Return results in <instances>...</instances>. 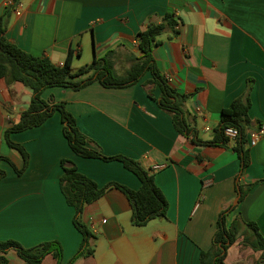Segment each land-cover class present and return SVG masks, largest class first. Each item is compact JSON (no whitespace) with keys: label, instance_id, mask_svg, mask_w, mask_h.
<instances>
[{"label":"crops","instance_id":"0c3cea01","mask_svg":"<svg viewBox=\"0 0 264 264\" xmlns=\"http://www.w3.org/2000/svg\"><path fill=\"white\" fill-rule=\"evenodd\" d=\"M168 12L179 21V35L163 34L153 57L169 83L189 95L185 109L195 120L199 139L214 138L222 110L246 91L250 78V118L257 122L252 132L264 128V0H0L11 43L56 65H63L71 51L75 70L112 49L118 51V62L127 61L131 52L140 55L138 32ZM151 77L148 73L139 83L120 89L94 82L78 91L53 87L42 95L46 101L53 97L65 102L80 131L104 155H125L152 171L169 203L167 218L136 227L124 193L108 189L84 208L81 218L95 236V253L74 264H201L221 212L238 197L241 164L235 140L204 146L179 134L170 114L158 105L160 88L149 86L151 98L143 85ZM18 84L0 80V156L20 169L21 156L4 139L6 128L19 121L31 102L32 91ZM11 137L26 148L30 161L21 176L7 161L0 163L6 171L0 180V241L32 247L57 240L64 250L62 264L70 262L82 235L60 189L62 159L72 161L100 187L110 182L133 190L141 187L119 161L76 155L58 112L41 126ZM248 147L251 163L241 178L247 185L264 178V135L255 146L248 141ZM239 214L256 222L264 236V184L255 185L227 216V224ZM241 240L228 249L225 264H254L259 259L260 252ZM7 258L10 264H29L15 251ZM41 264L57 261L48 255Z\"/></svg>","mask_w":264,"mask_h":264},{"label":"trees","instance_id":"16d2710c","mask_svg":"<svg viewBox=\"0 0 264 264\" xmlns=\"http://www.w3.org/2000/svg\"><path fill=\"white\" fill-rule=\"evenodd\" d=\"M18 1V0H16ZM7 16L0 15V80L8 83H21L32 91V98L28 108L21 114L19 121L10 124L4 132V139L8 146L17 151L23 160V167L18 168L12 160L0 156L1 161H7L21 176L28 168L30 155L26 148L12 140V134L36 128L44 124L56 112L61 116L63 134L71 150L82 158H97L106 162L119 161L132 172L141 182L138 190L116 182H110L100 187L93 179L81 173L76 165L62 159L63 173L60 177V189L67 204L74 209L73 224L82 235L81 245L68 264H74L78 258L92 256L95 253L93 240L95 236L82 222L84 208L99 200L108 189L117 188L124 193L132 207V224L136 227L146 226L150 221L167 218L169 203L163 191L156 183L152 171L143 167L141 162L125 155H104L100 147L77 126L76 118L67 109L65 102H57L53 97L44 100L43 93L53 87L81 90L94 82H99L105 88L120 89L139 83L146 74L151 79L143 85L148 95L154 98L152 88L158 86L161 95L157 99L159 107L170 114L175 129L182 136L189 138L193 144L204 146H224L229 142L224 130L227 127L239 131L235 139L234 151L240 159V172L237 176L236 190L239 204L257 184H264V178L254 184H242L241 178L245 169L251 163V154L248 147V134L252 126L256 125L250 118L252 107V90L254 79L247 82L246 91L232 102L230 107L221 112V119L215 129L214 138L203 141L198 137L195 120L192 121L185 109L189 95L180 93L160 72L153 57V49L161 43L160 37L170 33V38L179 35V21L171 12L159 19H152L145 29L138 32L140 55L127 54L130 66L123 74L118 73V51L109 50L103 57L94 56L93 60L75 70L72 66V52L70 51L63 65L54 64L47 57H39L23 51L6 37ZM261 128V127H260ZM6 176V171L0 166V180ZM230 206L222 211L216 223V230L212 246L208 251L201 253V264H225L228 249L242 239V245L260 252V257L254 264H264V236L254 221H245L237 215L227 224V216L238 206ZM15 251L17 255L29 264H41L48 255H53L57 264H62L63 246L57 240L41 242L32 247H25L16 240L0 241V264H10L7 254Z\"/></svg>","mask_w":264,"mask_h":264},{"label":"built area","instance_id":"2783aa9c","mask_svg":"<svg viewBox=\"0 0 264 264\" xmlns=\"http://www.w3.org/2000/svg\"><path fill=\"white\" fill-rule=\"evenodd\" d=\"M18 9V4H17V8ZM207 130H209V128H207ZM224 134L226 137H228L230 140H235L238 135H239V131L236 128L233 127H227L224 130ZM264 135V128L261 127L259 128L256 132H252L250 134V139H249V144L251 146H255L256 143L258 142V140ZM164 166H157V168H163Z\"/></svg>","mask_w":264,"mask_h":264},{"label":"rangeland","instance_id":"374dc122","mask_svg":"<svg viewBox=\"0 0 264 264\" xmlns=\"http://www.w3.org/2000/svg\"><path fill=\"white\" fill-rule=\"evenodd\" d=\"M130 66L128 61H120L117 63V69L119 74H123L124 71ZM82 67V66H79ZM21 88H24L23 85L18 84ZM235 202V201H234Z\"/></svg>","mask_w":264,"mask_h":264},{"label":"water","instance_id":"95a60500","mask_svg":"<svg viewBox=\"0 0 264 264\" xmlns=\"http://www.w3.org/2000/svg\"><path fill=\"white\" fill-rule=\"evenodd\" d=\"M241 183H244L243 181H241ZM239 204V197L236 198L235 202H234V206L238 205Z\"/></svg>","mask_w":264,"mask_h":264}]
</instances>
